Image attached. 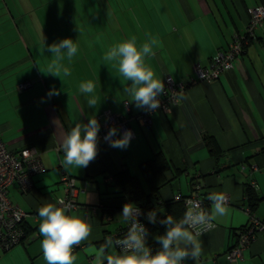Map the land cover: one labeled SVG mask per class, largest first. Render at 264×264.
Instances as JSON below:
<instances>
[{"label": "crops", "instance_id": "1", "mask_svg": "<svg viewBox=\"0 0 264 264\" xmlns=\"http://www.w3.org/2000/svg\"><path fill=\"white\" fill-rule=\"evenodd\" d=\"M260 1L103 0L107 11L124 8L134 16L129 14L126 22L117 17L119 14H113V20L104 12L98 14L97 23L103 29L84 40L67 34L75 23L76 3L65 1L67 19L60 23L50 13L40 16L36 12L37 7L46 11L47 5L55 7V3L40 6L38 0H0V138L12 152L37 149L44 167L33 178L34 189L28 195L16 184L8 189L10 200L36 216L37 222L28 218L33 240L8 251L0 249V264H46L40 249L42 218L38 209L62 196V174L75 179L77 207L70 212L84 215L92 224L88 242L98 247L108 243L106 253L113 252L116 236L128 227L118 215L124 204L132 203L121 193L115 176L127 171L148 193V175L144 176L142 165L158 158L160 167L165 166L163 182L157 186L161 200L189 197L197 186L202 200L209 201L212 192L228 197L230 213L198 238L202 254L195 264H264V235H259L237 263L228 262L225 256L236 245L235 231L247 223L246 187L252 186L259 198L253 214L264 221V26L255 33L257 42L245 49L230 71L214 82L186 85L196 67L208 68L218 51L224 52L234 36L244 33L249 10L261 6ZM85 3L92 7L88 0ZM121 23L128 24L122 34L118 30ZM42 36L47 45L63 38L79 44L71 63L64 62L71 76L42 73L51 59L43 50ZM133 36L138 45L154 41L155 55L145 62L158 78L164 82L169 76L175 84L187 86L170 113L152 116L148 129L139 122L142 110L136 109L123 91L131 82L119 75L115 62L103 60L110 47ZM89 79L100 82V101L94 109L79 92V84ZM25 82L30 88L19 92L17 86ZM50 89L59 94L49 98L46 93ZM125 102L129 103L128 112ZM107 110L128 121L135 139L126 149L98 140L97 156L86 168L65 169L60 148L64 135L79 121L97 118L100 123ZM204 136L212 140L217 156L210 155ZM156 168L157 163L146 174ZM156 179L160 180L159 175ZM160 211L166 213L164 208ZM88 242L74 247L76 264H92L83 251Z\"/></svg>", "mask_w": 264, "mask_h": 264}, {"label": "clouds", "instance_id": "2", "mask_svg": "<svg viewBox=\"0 0 264 264\" xmlns=\"http://www.w3.org/2000/svg\"><path fill=\"white\" fill-rule=\"evenodd\" d=\"M44 52L51 54V59L44 74H51L61 78L71 76L69 63L79 52V44L71 38H63L51 45L45 43L42 36ZM154 41L138 45L135 36L123 40L110 47L103 60L115 62L118 73L130 87L124 88L128 101L138 110L145 113L155 112L161 107L159 97L165 93V84L156 76L152 67L146 64V58L154 56ZM99 81L86 80L79 84L82 94L90 108H96L100 97L98 95ZM59 93L50 89L46 95L50 98ZM100 123L97 118H90L87 123L77 122L64 135L60 148L63 152L62 166L68 168H86L97 156L98 132ZM116 127H110L104 139L109 146L117 149H126L131 142V130H125L118 135ZM210 207L206 210L197 202L190 201V207L179 221L168 216L161 221L166 226L163 234L155 242L159 250L146 243L147 228L138 218L140 209L135 203H126L118 217L123 223L129 224L126 234L116 238L114 251L106 253L108 243L96 244L88 242L92 234V224L82 214H73L69 210L72 205L63 200L55 203H45L39 207L38 215L42 218L39 224V233L42 237L40 249L46 264H76L77 256L73 254L74 247L81 242H88L84 248L92 264H188L194 262L202 254L198 238L213 228L215 223L229 215L228 197L223 192L208 194ZM148 221L156 223L157 212L148 213ZM119 249L118 251L115 249Z\"/></svg>", "mask_w": 264, "mask_h": 264}, {"label": "built area", "instance_id": "3", "mask_svg": "<svg viewBox=\"0 0 264 264\" xmlns=\"http://www.w3.org/2000/svg\"><path fill=\"white\" fill-rule=\"evenodd\" d=\"M249 19L245 28V33L242 36H234L232 42L224 52H218L211 60V64L208 68L196 67L194 69V77L189 82L190 85H197L199 83H210L216 81L221 75L230 71L233 68L234 61L240 57L245 48L250 44L256 43V31L262 29L264 26V6H257L249 10ZM165 84V93L162 94L159 99L161 101V107L155 112L145 113L143 110L139 115V122L141 126L148 129L151 125L152 116L161 112L163 115L170 113L172 106H174L179 98L183 89H186L184 84H175L169 76L163 78ZM29 82L21 83L17 86L19 92L25 91L30 88ZM124 107L126 111H129V103L125 102ZM101 130L98 134V140L104 144L109 145L105 141L104 137L107 134L110 127H116L118 135H122L123 132L131 130L128 121L121 115H117L107 110L101 115L100 119ZM135 139V135L131 130ZM44 171V167L40 158V153L37 149L30 147L20 150L19 152H12L7 149L6 145L0 138V249L8 251L13 247L21 244H26L33 240L34 235H30L28 232V218L36 223L37 217L31 216L21 210L15 205L8 196V189L11 185L16 184L23 195H28L34 189L33 178ZM60 184L62 188V196L58 200H63L66 203L72 205L71 210L77 207V195L79 190L76 188L75 179L67 174H62L60 178ZM199 187L197 186L196 189ZM199 195L195 193L189 197H181L177 195L174 198L175 201L182 202L185 210L190 207V201L201 204L206 209L204 202ZM229 204V200H228ZM140 209V208H139ZM207 210V209H206ZM247 215L246 225L235 231L236 232V245L231 248L226 258L230 263H236L242 259V253L248 249L253 242L257 240L259 235H264V221L257 219V217L250 212L249 208L245 209ZM141 223L142 210L137 214ZM129 227V224H128ZM127 227V228H128ZM214 228V227H213ZM211 228V229H213ZM209 229V230H211ZM124 233L116 238H122L126 234ZM115 238V239H116ZM146 236V243H147ZM115 243V241H114ZM159 250V246L153 249V251ZM117 250H119L117 248Z\"/></svg>", "mask_w": 264, "mask_h": 264}, {"label": "trees", "instance_id": "4", "mask_svg": "<svg viewBox=\"0 0 264 264\" xmlns=\"http://www.w3.org/2000/svg\"><path fill=\"white\" fill-rule=\"evenodd\" d=\"M259 3L262 4L261 6H264V0H261ZM244 33H245V31H244ZM244 33L242 35H244ZM242 35L238 34V36H242ZM218 52H223V51H218ZM186 85L189 86V83H187ZM204 141H205L207 149L209 150L210 155L217 156L215 147H213L211 145L212 140L209 137L204 136ZM159 160H161V159L158 158L152 162L144 164V166L142 165V168H143L142 171H143L144 176L148 175V177H147V184H148V190H149L148 193H145V191L142 189L137 178L134 176H130L127 171L123 170L121 173H119L117 176H115L116 182L120 185V188L122 190L121 193L123 194V196H126L127 199L129 200V202L135 203L136 206L142 210L141 221L143 222V224L145 225V227L148 230V233L146 236L148 239L147 244L149 246H150V244L151 245L154 244V243L152 244L154 237L156 239L159 235L163 234V232L166 230V226L164 224H162L161 221L165 220L168 216H172L174 218V220L179 221L180 219L183 218L184 213L186 211L182 202L175 201L174 198H172L168 201H163L160 199L161 197L159 196V187H157V186L163 182L161 180V177H162L161 174H163V172L165 170V166L163 164L160 167V163H159L160 161ZM156 163H157L158 169L156 168L154 171H152V169H151V171L149 172L150 174H146L148 172V169H150V167L153 168V165ZM156 175H159L160 180L156 179ZM251 188H253V187L252 186L246 187L244 195H246L247 202H248V206H246V207L249 208L251 213H253V210L255 208L254 206H256V204L258 203L259 198L255 195V192ZM199 190H200V188L195 189V193L199 194ZM182 198H183V196H182ZM202 201L204 202L206 209H208L210 206L209 201H207V200H202ZM163 208H164V211L166 212L164 214H162V212L160 211ZM152 211L157 212V220H156L155 224L150 223L147 219L148 213L152 212ZM126 229L121 230L117 236L124 233L126 231ZM29 230H28V232H29ZM157 246H159V245L157 243H155V245L152 248L155 249V248H157ZM238 261H240V260H238Z\"/></svg>", "mask_w": 264, "mask_h": 264}, {"label": "rangeland", "instance_id": "5", "mask_svg": "<svg viewBox=\"0 0 264 264\" xmlns=\"http://www.w3.org/2000/svg\"><path fill=\"white\" fill-rule=\"evenodd\" d=\"M23 1L24 0H22V2ZM65 1H68L69 3H76V7H77V11H76L75 18H74L75 23H73L72 26L68 28L67 34L73 35L75 37L80 36V38L82 37L84 40L89 38V36H97L98 34H100V30L103 29L101 23H97L98 14L102 15L104 12L105 15L107 16L110 15V19L112 18L113 14H119L117 17L121 18L122 20L126 22L127 20H129V14L134 16L131 10H126L124 8H120V10L115 9V11L113 10L107 11V9L102 6L103 0H88V2L91 4L92 7H85L87 6V4L85 3V0H38V3L41 2L40 6H45L44 3L47 2V4H51V5H54L55 3L59 5L60 7L59 6L56 7L57 5L55 7L47 5L46 6L47 8H45L46 11L42 10V8L37 7L36 12L39 11L38 14L40 16H43L45 13L46 14L50 13L52 14L53 18L56 19L57 22L63 23L67 19L66 14L64 12V8H63V4L65 3ZM97 4H99L98 9L96 7ZM102 9L104 11H102ZM113 19L114 18H112V20ZM111 24H112L111 31H114L113 23ZM125 25H128V24L121 23V27H118V30H120V32L124 30ZM2 29L3 28H0V33ZM59 29L63 31L64 28L59 26ZM93 34H96V35H93ZM1 67H2V63L0 59V68Z\"/></svg>", "mask_w": 264, "mask_h": 264}]
</instances>
